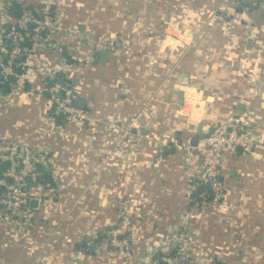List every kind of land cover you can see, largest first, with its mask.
<instances>
[{
    "label": "crops",
    "instance_id": "crops-1",
    "mask_svg": "<svg viewBox=\"0 0 264 264\" xmlns=\"http://www.w3.org/2000/svg\"><path fill=\"white\" fill-rule=\"evenodd\" d=\"M18 1L37 12L41 0ZM56 9L65 28L115 38L119 51L76 69L85 123L56 119L26 65L20 87L0 99V142H28L38 172L29 190L43 200L29 223L0 216V264H99V241L121 207L132 223V264H152L180 229L184 264H264V7L58 0ZM49 38L55 47L42 53L62 59L69 41ZM134 115L125 159H105L118 135L108 124ZM233 119L249 122L252 149L224 156L221 201H198L200 183L182 166L179 145ZM83 240L87 251L76 246Z\"/></svg>",
    "mask_w": 264,
    "mask_h": 264
},
{
    "label": "built area",
    "instance_id": "built-area-1",
    "mask_svg": "<svg viewBox=\"0 0 264 264\" xmlns=\"http://www.w3.org/2000/svg\"><path fill=\"white\" fill-rule=\"evenodd\" d=\"M57 2L58 0H41L34 14L24 8L19 17L12 19L8 14L10 0H0V99L20 87L19 79L23 75L18 68L26 65L38 82L35 93L47 97L53 116L59 115L66 121L85 123L89 115L86 110L77 106L78 94L74 78L78 71L76 69L90 65L95 54L103 50L118 54L119 48L115 38L101 34L79 36L76 27L65 28L60 11L56 9ZM228 2L234 6H243L240 0ZM257 3L264 7V0H257ZM22 5L24 6L23 3ZM28 28L32 32L29 42L23 43L22 32ZM51 33H61L69 41L61 49L64 57L57 61L42 53L44 48L51 50L55 47L49 38ZM20 60H23L22 63ZM5 87L7 91L3 90ZM137 121L138 116L134 115L126 122L113 121L108 124L118 135L105 159H125L122 154L126 144L132 143L128 138ZM248 127L249 122L246 120H228L215 124L210 131L198 137L194 144L189 140L182 143L179 145L182 166L192 179L209 185L217 194L222 185L221 166L224 156L235 152L238 147L246 151L251 148L252 131ZM1 166V182L4 188L0 192V216H18L20 220L29 223L33 210L42 202V197L32 193L28 187L27 178L32 179L37 172L34 151L27 141L2 140ZM118 217L116 224L104 232L105 238L102 242H105L107 249L103 250L106 253L99 264H112L114 258H118L120 264H129L134 258L130 239L131 218L122 207ZM180 232L171 245L161 250L159 257L152 258V264H184L187 258L186 236L184 232Z\"/></svg>",
    "mask_w": 264,
    "mask_h": 264
},
{
    "label": "trees",
    "instance_id": "trees-1",
    "mask_svg": "<svg viewBox=\"0 0 264 264\" xmlns=\"http://www.w3.org/2000/svg\"><path fill=\"white\" fill-rule=\"evenodd\" d=\"M241 4L243 5H246L247 2L245 0H240ZM24 4V3H23ZM26 8V9H30L31 6L30 5H26L24 4V6L22 5V3L18 0H10V3H9V7H8V14L10 15V17L12 19H15L17 17H19V15L22 13V10ZM32 14H34L35 10H29ZM11 23H8V25H10ZM31 29L28 28L27 30L23 31L22 34H23V39H22V42L23 43H28L29 42V38H30V34H31ZM4 91H7V88L5 87L3 89ZM56 119H62V116H54ZM2 170V166L0 167V172ZM38 173V172H37ZM0 177H1V174H0ZM49 177L46 179L45 182H48L50 184V181H49ZM42 182V181H41ZM31 183H28V187ZM4 188V185L1 183L0 184V192H2ZM33 192V191H32ZM201 192H204V195H203V199L201 200V198L199 199L198 195H200L199 193ZM221 193V192H219ZM194 198H197L196 200L198 201H206V200H210L212 198H215V192L214 191H209V189L206 188V186L204 184H200L199 188H197L196 190V193H194ZM77 248H79L80 250L82 251H87L89 250V247H88V244L86 241H81L79 242L77 245Z\"/></svg>",
    "mask_w": 264,
    "mask_h": 264
},
{
    "label": "rangeland",
    "instance_id": "rangeland-1",
    "mask_svg": "<svg viewBox=\"0 0 264 264\" xmlns=\"http://www.w3.org/2000/svg\"><path fill=\"white\" fill-rule=\"evenodd\" d=\"M224 122H228V121H224ZM219 123H222V122H219ZM219 123H216V124H219ZM214 125H215V124H214ZM250 127H251V126L249 125L248 128L251 130ZM212 128H213V127H212ZM212 128H211V129H212ZM251 147H252V143H251ZM250 149H252V148H250ZM223 193H224V190H223ZM222 195H223V194L220 193L218 196H215L214 200H215L216 203H218L219 201H221ZM42 201H43V200H42ZM206 206H207V205H206ZM216 206H218V205L216 204ZM216 206H215V207H216ZM215 207H214V208H215ZM216 208H217V207H216ZM205 209H208V206H207ZM202 218H203V217H202ZM180 231H182V230L180 229L179 231H177V233H176L175 236H177L178 233H179ZM180 233H181V232H180ZM175 236H174V238H175ZM104 238H105V233H103V236H102V238H101V241H99V242H101V248H102V249L98 250V251L100 252V254H101V259L105 256L104 254L106 253V252L103 251V250H106V249H107L105 242H102V241L104 240ZM174 238H173V239H174ZM172 241H173V240H172ZM89 243H90V241L87 242L88 246H89ZM159 256H160V252L157 253V254H155V256H153V258H156V257H159ZM136 257H137V255H135V253H134V258H133L132 261L129 262V264H132V263L135 261ZM101 259H100V260H101ZM115 259H116V262H117L118 264H120L118 258H115ZM113 262H114V261H113ZM193 262H194V261H193ZM185 263H186V261H185ZM194 264H195V262H194Z\"/></svg>",
    "mask_w": 264,
    "mask_h": 264
},
{
    "label": "water",
    "instance_id": "water-1",
    "mask_svg": "<svg viewBox=\"0 0 264 264\" xmlns=\"http://www.w3.org/2000/svg\"><path fill=\"white\" fill-rule=\"evenodd\" d=\"M246 2H252V1H254V0H245ZM108 54H109V51L108 50H103V51H101V55H103V57H106L107 58V56H108ZM178 101L179 102H181V98H182V93H181V91L178 93ZM78 104H81L82 102H81V100H78V102H77ZM197 139L198 138H194V139H192V140H190V142L192 143V144H194L196 141H197ZM27 180H30V178H27ZM32 204L34 203V201H32L31 202ZM93 246V245H92Z\"/></svg>",
    "mask_w": 264,
    "mask_h": 264
}]
</instances>
